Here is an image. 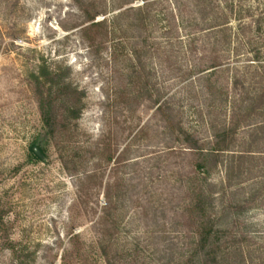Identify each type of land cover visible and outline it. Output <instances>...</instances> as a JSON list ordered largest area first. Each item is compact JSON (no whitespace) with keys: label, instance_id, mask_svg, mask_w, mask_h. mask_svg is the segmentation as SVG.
<instances>
[{"label":"rangeland","instance_id":"1","mask_svg":"<svg viewBox=\"0 0 264 264\" xmlns=\"http://www.w3.org/2000/svg\"><path fill=\"white\" fill-rule=\"evenodd\" d=\"M151 1L0 0V264H107L98 224L108 193L120 201L113 211L121 218L111 240L114 264H212L202 253L189 261L196 226L182 208L195 197L204 170L196 169L198 157L182 135L211 139L201 119L210 104L207 80L197 74L211 61L230 68L220 75L223 85L234 67L252 64L253 49L264 66V21L260 32L252 25V46L237 56L209 45L228 35L208 29L212 17L221 23L230 16L226 0H215L205 19L187 0L183 21L170 2L145 11L142 20L126 14ZM227 1L264 19V0ZM237 26L232 18L226 29L233 34ZM48 102L50 126L42 113ZM211 117L226 120L229 106L214 108ZM36 143L42 160L31 153ZM224 174L220 165L208 182L220 188ZM259 186L251 180L238 196ZM172 217L180 225L166 227L173 240L166 250L161 222ZM235 219L226 213L214 227L228 236L222 252L237 253L220 264H264V193L238 226ZM243 233L260 239L230 241Z\"/></svg>","mask_w":264,"mask_h":264},{"label":"trees","instance_id":"2","mask_svg":"<svg viewBox=\"0 0 264 264\" xmlns=\"http://www.w3.org/2000/svg\"><path fill=\"white\" fill-rule=\"evenodd\" d=\"M183 1L185 0H155L146 3L145 7L142 8H130L129 11H126V14L132 11L137 15V19L142 20V15L145 11L149 12L150 8L157 4L170 2L171 4H175L176 11L183 21V8L186 7ZM187 1H194V5L190 4L205 19L206 15H209V13L206 14V10H213L212 5L215 0ZM128 3H131V1H127L124 4ZM225 6L230 16L224 17V22L221 23L218 22V17H212L208 21L210 24L208 29H213L212 31L217 29L219 30L218 33H228V35L226 34L224 39L221 40L214 39L213 43L209 42V45L211 46L212 44L213 47L214 45L219 46L221 44L222 48L226 46L229 51L233 50L238 56L241 53V49L245 50L248 46H252V42L249 39L247 40L248 35L253 33L252 25L255 24L256 30L260 32L264 19L261 17L255 19L251 9L242 10L240 8L236 11L234 2L226 0ZM126 14L120 15V17H124ZM232 18L238 22V26L233 34L231 28L226 29L231 23ZM246 18H252L254 21L244 23ZM94 20L95 16L90 18V21ZM251 52L254 53L252 64L243 68L234 67V71H231L233 73L230 76L228 75L225 80L226 86L223 85L221 81L222 76L220 75L223 71L229 72L230 68L225 66L219 58L211 61L206 68L197 73H205L202 79L204 81L205 79L207 80L205 81L207 84L205 99L210 104L206 106L208 117L204 114L201 119L203 124L205 123L208 127L211 139L201 143L194 134L183 132L182 135L183 144L187 146V149L191 153L198 157L199 164H197L196 169L199 172L204 170L202 182L194 189L195 197L191 198V201H188L187 205L185 203V207L182 208L184 213L190 212L194 217V226H196L194 229L196 238L194 239L195 247L193 253L190 254V262L200 256L201 253L204 260L212 264H220V259L228 260L231 254H237L230 251L222 252V244L229 241L228 236L225 231H223L225 235H222V231L215 230L214 227L220 223L222 215L226 213L235 215L236 219L233 224L234 226H238L240 223L237 222V219L247 212L252 205L257 203L260 195L264 193V66L260 64V52L257 49H253ZM41 75L44 77L48 76L46 70H42ZM37 88L39 94H42L40 92V83ZM42 100L44 99L42 98ZM161 100L163 98L159 97L156 103L159 104ZM163 103L168 105V101L166 100ZM228 106L229 117L226 120L218 121L211 117L214 108H227ZM157 110L163 112L164 106L160 104ZM52 112V105L49 102L42 103L43 120L46 126H50L52 122ZM71 114L75 120H78L81 115V109L75 108L71 111ZM246 130L245 136H241V132ZM31 153L37 160H42L44 150L36 143L31 147ZM220 165H223L225 174L223 183L219 188L214 183L208 182V176L217 170ZM251 180L259 182L260 186L258 190H253L248 197H239V193L244 191L245 185ZM192 191L193 188L188 189L189 193ZM216 194H219V196L216 197ZM171 201L172 199L169 202ZM217 202L221 206L220 209L216 208ZM119 203V199L108 193L107 206L103 211L104 216L98 224L101 238V253L107 264H114V261H116L110 254L114 247L117 246L111 243V240L114 238V234L118 229L117 227L121 222V218H119L120 214H113V211L117 210ZM148 204H150L149 201ZM153 207L150 204L149 208L151 210ZM153 216L155 227H158L159 218L157 217V211H155ZM161 217L163 220L167 218L165 211H163ZM161 223L163 228L160 230L162 234L159 239H161L160 242L164 245V248L168 250L173 247L171 242L173 240L170 237L171 235H165L167 234L166 227L173 229L180 224L177 222L176 217H172L169 223ZM251 239L258 240L260 238L247 237V234L243 233L239 237L232 235L230 241L234 243L237 240L250 241Z\"/></svg>","mask_w":264,"mask_h":264},{"label":"water","instance_id":"3","mask_svg":"<svg viewBox=\"0 0 264 264\" xmlns=\"http://www.w3.org/2000/svg\"><path fill=\"white\" fill-rule=\"evenodd\" d=\"M37 153H39V152L37 151Z\"/></svg>","mask_w":264,"mask_h":264}]
</instances>
